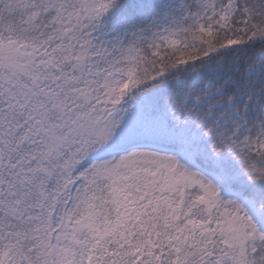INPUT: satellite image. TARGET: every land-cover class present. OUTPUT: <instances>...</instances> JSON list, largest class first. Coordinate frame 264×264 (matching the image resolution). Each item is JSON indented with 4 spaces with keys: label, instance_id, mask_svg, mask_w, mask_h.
<instances>
[{
    "label": "snow or ice",
    "instance_id": "snow-or-ice-1",
    "mask_svg": "<svg viewBox=\"0 0 264 264\" xmlns=\"http://www.w3.org/2000/svg\"><path fill=\"white\" fill-rule=\"evenodd\" d=\"M0 264H264V0H0Z\"/></svg>",
    "mask_w": 264,
    "mask_h": 264
}]
</instances>
